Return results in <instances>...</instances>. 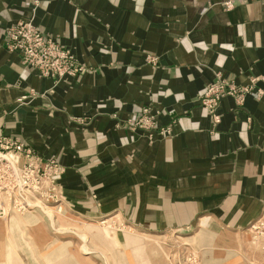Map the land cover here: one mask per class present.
<instances>
[{
	"label": "crops",
	"instance_id": "1",
	"mask_svg": "<svg viewBox=\"0 0 264 264\" xmlns=\"http://www.w3.org/2000/svg\"><path fill=\"white\" fill-rule=\"evenodd\" d=\"M29 20L87 71L58 81L24 67L3 34ZM219 76L264 89V0H0V140L56 162L77 217L211 236L264 218V95L224 97L215 122L199 99ZM143 109L171 135L124 127ZM3 246L0 264H15Z\"/></svg>",
	"mask_w": 264,
	"mask_h": 264
},
{
	"label": "rangeland",
	"instance_id": "2",
	"mask_svg": "<svg viewBox=\"0 0 264 264\" xmlns=\"http://www.w3.org/2000/svg\"><path fill=\"white\" fill-rule=\"evenodd\" d=\"M61 174L62 170L48 178L47 195L37 189L16 203L24 204L23 208L0 217L6 229L18 228L17 242L26 264H144L158 258L159 264H264V218L254 228L253 224L223 236L179 230L154 232L150 235L160 236L152 238L118 217L83 219L74 215L60 199L57 181ZM229 237L234 245L226 241ZM0 242L6 257L24 264L12 229L5 238L0 233Z\"/></svg>",
	"mask_w": 264,
	"mask_h": 264
},
{
	"label": "built area",
	"instance_id": "3",
	"mask_svg": "<svg viewBox=\"0 0 264 264\" xmlns=\"http://www.w3.org/2000/svg\"><path fill=\"white\" fill-rule=\"evenodd\" d=\"M231 7L230 2L224 4L225 9ZM3 41L8 52L20 56L24 67L37 72L42 77L59 81L65 76H78L87 71L70 50L64 48L55 39L46 36L31 20L19 21L6 28ZM255 81L252 80L250 86L241 87L219 76L206 88L199 99L200 104L213 120L218 122L216 111L224 97H232L236 104L241 106L249 94L254 95L258 100L264 95V89H255ZM27 98L23 96L17 103L24 104ZM124 127L133 131L143 130L148 133L149 139H153L156 131L162 137L171 135L169 128L158 127L156 116L151 114L149 109H143L139 117L126 121ZM58 171L60 173L61 168L56 162H44L36 151L25 143L13 139H1L0 217L9 216L23 208L24 204L17 206L16 203H22L25 201V195L33 194L37 189L42 188V194L47 195L48 178Z\"/></svg>",
	"mask_w": 264,
	"mask_h": 264
},
{
	"label": "bare ground",
	"instance_id": "4",
	"mask_svg": "<svg viewBox=\"0 0 264 264\" xmlns=\"http://www.w3.org/2000/svg\"><path fill=\"white\" fill-rule=\"evenodd\" d=\"M106 223V222H105ZM148 236H152V235H148ZM158 236L156 235H153L152 238H157Z\"/></svg>",
	"mask_w": 264,
	"mask_h": 264
}]
</instances>
